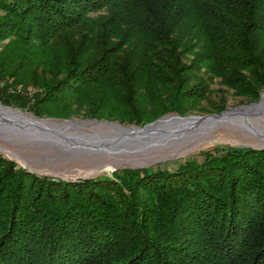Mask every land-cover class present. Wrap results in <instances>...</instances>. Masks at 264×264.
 <instances>
[{
    "label": "trees",
    "instance_id": "16d2710c",
    "mask_svg": "<svg viewBox=\"0 0 264 264\" xmlns=\"http://www.w3.org/2000/svg\"><path fill=\"white\" fill-rule=\"evenodd\" d=\"M214 91L264 92V0H0L5 106L142 127ZM200 156L65 181L0 154V264H264V149Z\"/></svg>",
    "mask_w": 264,
    "mask_h": 264
},
{
    "label": "rangeland",
    "instance_id": "374dc122",
    "mask_svg": "<svg viewBox=\"0 0 264 264\" xmlns=\"http://www.w3.org/2000/svg\"><path fill=\"white\" fill-rule=\"evenodd\" d=\"M212 88L214 90L219 88L223 89V87L218 85H213ZM24 90L28 96H31L34 92L31 89ZM7 93H10L9 90ZM240 101L241 99L233 96L232 92H227L224 96H220V93L214 91L209 99L202 103V107L210 110L216 105L223 104L226 107L224 111H226L249 105L240 104ZM0 104L2 103L0 102ZM6 107L11 109L10 111L19 113L27 119H39L26 110L17 107ZM214 114L219 115L220 113L196 112L182 117H202ZM165 116H168L166 118H173L172 116L178 115L168 114ZM40 119H42L41 122L43 123H63L67 121L51 118ZM72 120L91 119L76 118ZM177 126H181L183 129L186 124H179ZM70 131L73 132L74 130L71 129ZM82 131L92 133V127L84 128ZM12 138L14 137L10 135L5 138H0V154L3 157L14 161L21 168L39 176L75 181L101 178L104 176L110 177L112 172L124 168L167 169L173 171L180 163L187 159L201 161L202 156L200 154L206 151H212L214 148L264 149V113L256 117H237L233 120H220L215 122L210 120L203 122L195 121L190 128L179 132L177 136L166 138L167 140L159 143L158 147L144 152L121 156L115 155L112 158L86 155L70 156L49 148L28 145Z\"/></svg>",
    "mask_w": 264,
    "mask_h": 264
},
{
    "label": "water",
    "instance_id": "95a60500",
    "mask_svg": "<svg viewBox=\"0 0 264 264\" xmlns=\"http://www.w3.org/2000/svg\"><path fill=\"white\" fill-rule=\"evenodd\" d=\"M0 109H11L0 104ZM264 113V92L259 100L246 106L232 108L219 115L208 116H172L185 121L203 122V120H233L237 117H256ZM163 116L143 127L124 126L115 122L97 120H67L63 123L41 125L42 119L35 121L27 118L4 117L0 115V138L14 137L28 145L45 147L70 156L114 157L137 152H144L158 147L159 143L174 137L181 127L176 125L161 126ZM171 117V116H170ZM38 120V121H36ZM92 133H85L84 128H91ZM74 131L71 132L70 130ZM184 129V128H183ZM167 138V139H166Z\"/></svg>",
    "mask_w": 264,
    "mask_h": 264
},
{
    "label": "bare ground",
    "instance_id": "6f19581e",
    "mask_svg": "<svg viewBox=\"0 0 264 264\" xmlns=\"http://www.w3.org/2000/svg\"><path fill=\"white\" fill-rule=\"evenodd\" d=\"M10 89H19V88H10ZM0 115L1 116H4V117H17V118H25V117H23L21 114H19V113H16V112H12V111H10V112H5V110H2V109H0ZM33 121H35V120H33ZM203 121H208V120H203ZM210 121H212V120H210ZM217 121H220V120H217ZM165 122V123H164ZM193 122H195V121H185V120H180V119H177V118H165L163 121H162V123H161V126H167V125H179V124H186V126H185V128L184 129H182V130H180L179 132H181V131H185V130H187L188 128H190V126L192 125V123ZM215 122V121H214ZM38 123H40L41 125H43V126H45V127H49L51 124H49V123H43V122H38ZM181 127V126H180ZM182 128V127H181ZM178 132V133H179ZM178 133L175 135V136H177L178 135ZM172 138V137H171Z\"/></svg>",
    "mask_w": 264,
    "mask_h": 264
},
{
    "label": "built area",
    "instance_id": "2783aa9c",
    "mask_svg": "<svg viewBox=\"0 0 264 264\" xmlns=\"http://www.w3.org/2000/svg\"><path fill=\"white\" fill-rule=\"evenodd\" d=\"M8 90L10 93H15V92L18 93L21 91V89H10V88Z\"/></svg>",
    "mask_w": 264,
    "mask_h": 264
}]
</instances>
